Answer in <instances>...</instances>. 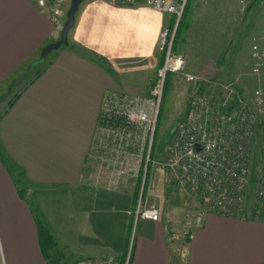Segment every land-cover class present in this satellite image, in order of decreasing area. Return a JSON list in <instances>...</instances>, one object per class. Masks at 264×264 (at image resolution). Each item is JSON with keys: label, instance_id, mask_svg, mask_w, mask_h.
I'll return each mask as SVG.
<instances>
[{"label": "crops", "instance_id": "crops-1", "mask_svg": "<svg viewBox=\"0 0 264 264\" xmlns=\"http://www.w3.org/2000/svg\"><path fill=\"white\" fill-rule=\"evenodd\" d=\"M81 3L69 27L68 43L53 50L50 59L36 68L38 52L55 39L53 26L61 24L60 19L59 24L51 25L46 4L37 5L34 0H0V102L4 104L0 111V226L4 264H46L37 248L34 218L8 174V160L33 189L89 191L87 197H80L83 206L75 217L73 241L64 239L61 246L54 247L56 253H62L59 264H99L108 257L117 264L123 262L128 241L124 230L135 181L127 183L123 175L115 188L106 185L108 165L98 157V108L109 90L148 94L162 57L156 48L157 35L171 25L172 17L146 7L142 0L124 5L109 0ZM93 166L99 167L95 168L99 173L95 180ZM95 198L99 199L94 207L97 216L92 220L95 226L91 234H84ZM153 208L157 220L140 218L128 264H264V222L211 211L202 214L196 209L202 220L194 224L191 236L182 244L175 243L182 231H169L161 223L160 208ZM110 210L119 214L117 225L121 228L116 232L109 230L113 226L104 218ZM57 230L58 235H64V227ZM101 245L108 247L110 254L87 249Z\"/></svg>", "mask_w": 264, "mask_h": 264}, {"label": "built area", "instance_id": "built-area-1", "mask_svg": "<svg viewBox=\"0 0 264 264\" xmlns=\"http://www.w3.org/2000/svg\"><path fill=\"white\" fill-rule=\"evenodd\" d=\"M34 1L37 5L46 4L51 25L59 24L58 14L66 0ZM142 1L157 12H167L172 20L171 25L161 28L157 35L156 48L162 57L154 70L148 94L138 96L109 90L101 98L96 120L98 157L108 165L109 181L115 184L127 167L132 172L122 173L125 177L142 167L145 132L152 135L154 131L166 74L179 72L187 85L186 105L178 123L169 132L161 155L166 182L185 187L206 211L264 222V34L252 37L249 42L248 76L253 87L250 94H246L234 80L221 82L213 76L183 70L184 59L171 46L176 21L186 0ZM109 2L124 5L133 0ZM246 5L239 0V11L245 12ZM109 118H118L119 122L111 125L106 122ZM147 155L148 152L144 167ZM143 179L144 175L139 179V190ZM139 204L137 199L134 208L139 218L157 220L153 207L139 208Z\"/></svg>", "mask_w": 264, "mask_h": 264}, {"label": "rangeland", "instance_id": "rangeland-1", "mask_svg": "<svg viewBox=\"0 0 264 264\" xmlns=\"http://www.w3.org/2000/svg\"><path fill=\"white\" fill-rule=\"evenodd\" d=\"M243 1H245L247 5L246 11L242 13L238 8L239 0H190L191 7L189 10H191V13L187 19L189 23L188 28L186 32H183L184 36L182 39L180 37L176 39L178 44L175 43V46L177 47L175 48L174 46L173 48L178 51L174 50L172 46L171 48L173 51L179 53L181 58L184 59L183 70L194 73L199 72V74H205L207 77H217L216 80L218 78L221 80H234V82L240 84V87L243 88V91L246 94H250L249 92L253 87V81L251 77L248 76L250 70L249 64L251 62L249 57V42L252 37L264 33V0ZM81 2L82 0L79 2V7L82 4ZM68 4V0H66L60 8L58 16L61 24L64 22V11H66ZM61 24L53 26V37H55V39L60 35ZM70 31L71 28L68 29L66 39L68 38L67 36L70 34ZM55 39L52 40V42L55 41ZM61 47L65 46L61 45L57 48ZM55 49L56 48H53L49 52H45L44 56H40L39 51L38 61L35 62L36 64L34 66L36 68H41L44 62L43 60L50 59L52 52ZM218 55L222 58L219 64L215 61L217 60ZM213 73L218 75L215 77ZM163 85L164 87L160 95V102L157 106L158 115L157 118H155L154 131L151 133L152 135L145 132L147 140L145 143L146 147L141 155L142 167L138 168L137 172L130 176V179L129 176L125 178L127 183L132 180H137L138 192L136 191V197L133 200V203L130 204L131 214L126 217L127 228H125L124 231L127 233L128 241L127 248L124 251L125 253L122 254L124 257L122 264H126L129 260L128 255L131 253V243L135 234L138 233L139 224L142 221L137 214H135L134 207L137 203V199L140 200L139 208L147 205L160 208L162 212L161 223L167 225L169 231H182L177 234L175 243H186V238L189 239V236H191V231H193L191 229L194 227V224L197 221L201 222L202 217L198 215L196 209H199V212L202 214L206 213V210L202 209L201 205L198 203V198L194 194L191 195L190 193H187L185 187L174 184L173 182H166V171L161 168V155L166 147L165 140L169 135V129L178 123L177 120L181 117L183 110L185 109V94L187 89V85L183 82V77L179 72H167ZM3 105V102H0V111L2 110L1 108ZM149 139L151 143L147 145ZM150 150L151 155H149ZM147 152V157L150 160L148 161V167L146 168L147 174L146 179H144L145 184L142 189L139 190V179L145 174L143 164ZM8 164L9 168H11L9 176H11V179L13 180V187L17 189L23 185L24 195H22V199L28 205V211L31 213L34 220L37 217V220H39L41 224L49 228L50 233L54 236L56 242L54 247H56V244L61 246L64 239L71 240L73 236L72 231L74 230L73 226L76 223L75 217L82 211L81 207L83 205L80 203V197H87L89 191L69 192L61 187L33 189L29 186L30 182L28 179L21 176L19 173L20 170L15 164L9 160ZM95 168L99 167H94V172H91L93 173L94 180L99 174ZM127 168V172L124 169V172H121L119 177L123 178L125 176L122 173L132 172ZM107 171L108 170L106 169V172ZM107 174L109 175L106 185L115 188L118 183L116 182L113 184L112 180L109 181L110 172H107ZM118 179L119 178H117V180ZM15 180H18L17 184ZM129 187L132 189V184ZM77 199L79 200V203H77ZM98 201L99 199L96 200L95 198V201L92 203L93 207L90 209L92 212L88 213L90 216L85 224L84 234H91L92 226H95V223L92 222V220L97 216V208L94 207ZM76 204L78 206H76ZM114 211L116 210H110L108 213L104 214L106 221L110 223V226H113L109 229L111 232L113 230L116 232V230L118 231V228H121V226L119 227V225H117V219L120 220L119 214L114 213ZM59 227L61 229L64 227V230L62 231L64 235H62L61 232L60 235H58L57 229ZM18 231H20V228ZM1 233L2 228L0 226V264H4L3 258L6 257V252L3 249L4 244L2 243L3 238L1 237ZM71 241H73V239ZM179 247L182 248L181 246ZM87 249L91 250V252H94L93 249L97 251L99 250L103 253L107 252V255L111 252L108 247L102 245L97 247L87 246ZM106 249H109V251ZM90 255L91 258L97 260L96 255ZM100 261L101 262L98 261L99 264H117L114 262L115 259L111 260L110 257L106 259L103 258Z\"/></svg>", "mask_w": 264, "mask_h": 264}, {"label": "trees", "instance_id": "trees-1", "mask_svg": "<svg viewBox=\"0 0 264 264\" xmlns=\"http://www.w3.org/2000/svg\"><path fill=\"white\" fill-rule=\"evenodd\" d=\"M190 7H191L190 0H186L184 6L181 9V11H182L181 15H180L179 19H177V21H176L177 24H176V28H175L174 35H173L174 39H173L172 48H173V46L176 43V39H178L181 36L182 32L186 31V29H187V27L189 25L187 19L189 18V15L191 13V10H189ZM171 20H172V18L169 20V23L171 22ZM221 59H222L221 56L218 55L217 56V60H215L216 63L218 62V64H219L221 62ZM163 84H164V82H163ZM9 102H10V99H8V103ZM157 115H158V111H157V114H156L155 118H157ZM106 122H109V123H111V125H113V124H117V122H119V120H118V118H116V119H110L109 118V119L106 120ZM154 122H155V119H154ZM149 155H151V150H150ZM147 159L148 160H147L146 166L144 167V171H145L144 179H146V174H147L146 168L148 167V161L150 160L148 157H147ZM10 171H11V168H9L8 174L10 173ZM144 179H143V182H142L143 185L145 184L144 183ZM15 181H16V184H17L18 180H15ZM135 183L136 184H135L134 189L132 191L133 200L136 197L135 196L136 191L138 192L137 180H135ZM16 191H17L18 197H22V195H24L23 185H22V187L17 188ZM37 219L38 218L36 217L35 220H34V224L36 226L35 236H37V243H36L37 244V248H39V250H40V252L42 254V258L44 260H46V264H59V260L58 259L61 258L62 253H56L55 249L53 248L55 243H56L55 239H54V236H52V234L50 233L49 228L45 227ZM186 237H188V236H186ZM126 264H128V261L126 262Z\"/></svg>", "mask_w": 264, "mask_h": 264}, {"label": "water", "instance_id": "water-1", "mask_svg": "<svg viewBox=\"0 0 264 264\" xmlns=\"http://www.w3.org/2000/svg\"><path fill=\"white\" fill-rule=\"evenodd\" d=\"M81 0H68V7L66 11H64V22L60 25V35L50 44H45L42 48H40V56H44L45 52H49L53 48L60 47L61 45H66L68 41L66 40V35L69 27H71L72 23L74 22V13L78 8L79 2ZM174 129V127H171L169 129V132H171Z\"/></svg>", "mask_w": 264, "mask_h": 264}]
</instances>
